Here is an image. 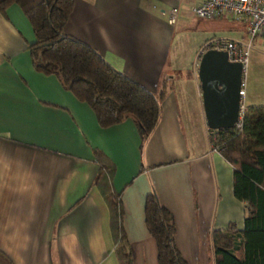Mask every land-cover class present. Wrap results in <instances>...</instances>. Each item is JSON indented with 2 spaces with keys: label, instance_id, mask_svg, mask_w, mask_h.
I'll list each match as a JSON object with an SVG mask.
<instances>
[{
  "label": "crops",
  "instance_id": "1",
  "mask_svg": "<svg viewBox=\"0 0 264 264\" xmlns=\"http://www.w3.org/2000/svg\"><path fill=\"white\" fill-rule=\"evenodd\" d=\"M199 1L73 0L64 32L151 91L171 82L141 150L132 116L101 126L55 74L33 67L26 46L35 36L17 3L0 12V252L13 264H118L108 206L94 182L95 147L114 161L110 184L133 264H157L144 222L150 191L171 211L188 264H211L212 229L243 226L232 164L209 145L197 62L213 38L244 40L245 24L229 14L195 16L190 7ZM245 95L244 88L245 106L264 105Z\"/></svg>",
  "mask_w": 264,
  "mask_h": 264
},
{
  "label": "trees",
  "instance_id": "2",
  "mask_svg": "<svg viewBox=\"0 0 264 264\" xmlns=\"http://www.w3.org/2000/svg\"><path fill=\"white\" fill-rule=\"evenodd\" d=\"M13 2L34 32V40L26 46L33 67L55 74L64 88L92 108L101 126L132 116L141 150L160 119L161 100L171 82L162 79L158 91H151L114 68L94 46L64 32L73 0H0V12L5 14ZM207 47L208 43L203 49ZM216 137L219 152L233 167L234 195L245 203L241 228L229 221L224 229L211 230L213 264H264V105L245 106L242 126L220 127ZM93 153L98 162L94 182L108 206L113 252L118 264H133L121 223L119 193L110 184L114 161L99 148H93ZM144 222L155 242L157 264H188L174 242L173 215L154 191L145 196ZM0 264L13 262L0 252Z\"/></svg>",
  "mask_w": 264,
  "mask_h": 264
},
{
  "label": "water",
  "instance_id": "3",
  "mask_svg": "<svg viewBox=\"0 0 264 264\" xmlns=\"http://www.w3.org/2000/svg\"><path fill=\"white\" fill-rule=\"evenodd\" d=\"M242 76V63L230 60L224 49L207 47L201 52L197 77L208 127L233 126L240 108Z\"/></svg>",
  "mask_w": 264,
  "mask_h": 264
},
{
  "label": "built area",
  "instance_id": "4",
  "mask_svg": "<svg viewBox=\"0 0 264 264\" xmlns=\"http://www.w3.org/2000/svg\"><path fill=\"white\" fill-rule=\"evenodd\" d=\"M193 15L199 17H216L229 14L232 17L242 20L245 24L246 38L234 40L223 37H216L208 42V47L224 49L230 60H238L242 63L243 72L246 65L251 40L264 33V0H200L191 5ZM177 12V6L170 10L169 20L173 21ZM239 94L243 96L244 87L241 83ZM245 105L240 101L238 116L231 128H240ZM218 128L208 127V141L212 150L220 151L217 142Z\"/></svg>",
  "mask_w": 264,
  "mask_h": 264
},
{
  "label": "rangeland",
  "instance_id": "5",
  "mask_svg": "<svg viewBox=\"0 0 264 264\" xmlns=\"http://www.w3.org/2000/svg\"><path fill=\"white\" fill-rule=\"evenodd\" d=\"M242 85L246 90L244 100L259 96L264 101V35H257L251 40ZM210 262L213 264V260Z\"/></svg>",
  "mask_w": 264,
  "mask_h": 264
}]
</instances>
